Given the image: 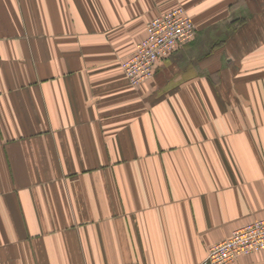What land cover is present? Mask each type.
Here are the masks:
<instances>
[{
    "label": "crops",
    "instance_id": "1",
    "mask_svg": "<svg viewBox=\"0 0 264 264\" xmlns=\"http://www.w3.org/2000/svg\"><path fill=\"white\" fill-rule=\"evenodd\" d=\"M180 7L196 37L132 86ZM262 219L264 0H0V264H203Z\"/></svg>",
    "mask_w": 264,
    "mask_h": 264
},
{
    "label": "built area",
    "instance_id": "2",
    "mask_svg": "<svg viewBox=\"0 0 264 264\" xmlns=\"http://www.w3.org/2000/svg\"><path fill=\"white\" fill-rule=\"evenodd\" d=\"M197 35L196 25L185 8H176L151 20L146 37L131 56L121 62L130 84L138 87L155 76L157 63ZM264 252V219L246 224L209 248L203 264H233L244 256Z\"/></svg>",
    "mask_w": 264,
    "mask_h": 264
},
{
    "label": "rangeland",
    "instance_id": "3",
    "mask_svg": "<svg viewBox=\"0 0 264 264\" xmlns=\"http://www.w3.org/2000/svg\"><path fill=\"white\" fill-rule=\"evenodd\" d=\"M197 28V27H196Z\"/></svg>",
    "mask_w": 264,
    "mask_h": 264
}]
</instances>
